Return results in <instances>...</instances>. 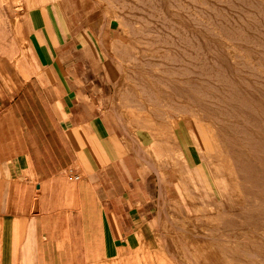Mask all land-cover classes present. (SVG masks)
Instances as JSON below:
<instances>
[{
	"label": "crops",
	"instance_id": "crops-1",
	"mask_svg": "<svg viewBox=\"0 0 264 264\" xmlns=\"http://www.w3.org/2000/svg\"><path fill=\"white\" fill-rule=\"evenodd\" d=\"M118 31L87 0H0V264H231L230 185L134 107Z\"/></svg>",
	"mask_w": 264,
	"mask_h": 264
},
{
	"label": "rangeland",
	"instance_id": "rangeland-1",
	"mask_svg": "<svg viewBox=\"0 0 264 264\" xmlns=\"http://www.w3.org/2000/svg\"><path fill=\"white\" fill-rule=\"evenodd\" d=\"M87 1L89 2L90 13L96 12L97 23L108 22L118 25L119 31L115 33V36L122 41V45L127 46L121 49L125 52L122 57L126 56V63L122 64V69L124 71H132V96L136 98V102L133 103L135 104L134 107L153 106L168 115L170 119L178 118L180 122H184L191 132L192 129H195V136L200 143L202 153L201 166L209 175V179L207 178L206 182L230 185L226 188L229 190L228 192L218 193V196L221 199L226 198L230 201L232 213L234 216L239 217L242 230L240 235L234 237L231 241L232 248L228 252H232V255L227 256L228 260H232L231 264H264V58L262 59L264 57V0H244V2L243 0H231L230 3V0ZM252 1L255 3H251ZM190 13L193 15H190ZM182 27L190 29L189 31L193 30V38L201 42L192 47L185 46L182 48L178 44L180 42L179 39L181 40L179 36L181 37ZM194 28L197 30L195 31ZM242 28L244 31L241 30ZM204 32L207 33L203 34ZM217 38L218 40H216ZM169 41L170 43L168 44L167 42ZM217 45L219 51L222 50L225 53L233 48L240 50L244 47L250 51L249 54L243 55L237 61L228 58V61L221 63L223 60L220 61L217 58L219 54ZM182 51H184V60L181 58ZM253 51L257 58L252 54L254 53ZM257 51H259V55ZM193 55L195 57H192V60L195 58V61L188 63L189 57L191 59ZM128 56H131V58L128 59ZM251 61L253 65L249 63ZM260 61L262 64H260ZM195 62L197 64L200 63L201 67L203 66L201 72L204 73L200 74L199 77L195 74L191 75L193 74V69L195 70L194 72L197 70L198 65ZM182 63H186L183 65V69L181 68ZM192 64L193 66H191ZM169 65L172 67H169ZM186 65L189 69L185 72ZM204 67H206L205 70ZM183 72L187 73V75L183 74ZM208 72L213 75H208ZM225 72H227L228 76ZM230 79L236 81V84H240L236 88L237 100L229 99V91L233 92V89L229 88L226 81L229 82ZM193 83V86L197 85L196 88L198 89L191 88ZM214 89H217V91H214ZM222 92L226 93L222 94ZM213 98H215L216 103L217 101L221 102H218L221 106V111L216 114H213V111L208 112L212 109ZM201 101H203L204 105L200 104ZM208 105H210L211 109L207 108ZM203 106H206V108ZM203 108L204 112L201 110ZM230 124L231 126H228ZM232 124L233 126L235 125V128ZM210 169L211 172L209 171Z\"/></svg>",
	"mask_w": 264,
	"mask_h": 264
},
{
	"label": "bare ground",
	"instance_id": "bare-ground-1",
	"mask_svg": "<svg viewBox=\"0 0 264 264\" xmlns=\"http://www.w3.org/2000/svg\"><path fill=\"white\" fill-rule=\"evenodd\" d=\"M171 1V0H170ZM173 1V0H172ZM227 1H229V0H227ZM259 1V0H258ZM160 2V1H159ZM158 2V3H159ZM167 2V1H166ZM199 2V1H198ZM226 2V1H225ZM231 2V0L229 1V3ZM241 2V1H240ZM243 2H244V0H243ZM254 1H252L251 3H253ZM168 3V2H167ZM250 3V2H249ZM249 3H248V5H249ZM255 3V2H254ZM145 4H147V3H145ZM161 4V3H160ZM163 4V3H162ZM186 4V3H185ZM232 4V3H231ZM235 4V3H234ZM240 4V3H239ZM263 4V3H262ZM261 4V5H262ZM166 5V4H165ZM172 5V4H171ZM174 5V4H173ZM178 5V4H177ZM264 5V4H263ZM262 5V6H263ZM134 6V5H133ZM132 6V7H133ZM139 6V5H138ZM148 6V5H147ZM161 6V5H160ZM164 6V5H163ZM184 6V5H183ZM189 6V5H188ZM191 6H192V4H191ZM251 6V5H250ZM150 7V6H149ZM224 7V6H223ZM239 7V6H238ZM252 7H253V4H252ZM157 8V7H156ZM162 8V7H161ZM167 8V7H166ZM172 8H173V6H172ZM192 8H193V6H192ZM196 8V7H195ZM227 8H228V6H227ZM147 9V8H146ZM153 9V8H152ZM184 9V8H183ZM186 9V8H185ZM225 9V8H224ZM236 9V8H235ZM134 10V9H133ZM150 10V9H149ZM148 10V11H149ZM163 10H164V8H163ZM166 10V9H165ZM169 10V9H168ZM171 10V9H170ZM259 10V9H258ZM146 11V10H145ZM167 11V10H166ZM172 11V10H171ZM181 11V10H180ZM195 11V10H194ZM227 11V10H226ZM251 11V10H250ZM173 12V11H172ZM178 12V11H177ZM189 12V11H188ZM229 12V11H228ZM237 12V11H236ZM136 13H137V11H136ZM176 13V12H175ZM186 14H187V12H185ZM192 13V12H191ZM190 13V15H193V14H191ZM195 13V12H194ZM197 13V12H196ZM201 13V12H200ZM214 13V12H213ZM224 13V12H223ZM232 13V12H231ZM230 13V14H231ZM244 13V12H243ZM210 14V13H209ZM241 14H242V12H241ZM138 15H139V13H138ZM144 15L146 16V14L144 13ZM178 15V14H177ZM189 15V14H188ZM189 15V16H190ZM197 15H199V14H197ZM201 15V14H200ZM199 15V16H200ZM211 15H213V14H211ZM254 15V14H253ZM256 15H257V13H256ZM260 15H261V13H260ZM167 16H169V15H167ZM196 16V15H195ZM231 16V15H230ZM240 16V15H239ZM248 16V15H247ZM262 16V15H261ZM260 16V17H261ZM152 17V16H151ZM190 17H192V16H190ZM204 17V16H203ZM213 17V16H212ZM243 17H246V16H243ZM170 18H172V17H170ZM174 18V17H173ZM215 18V17H214ZM214 18H213V20H214ZM233 18V17H232ZM236 18V17H235ZM194 19V18H193ZM192 19V20H193ZM195 19H197V18H195ZM201 19V18H200ZM203 19V18H202ZM264 19V18H263ZM166 20V19H165ZM210 20V19H209ZM212 20V19H211ZM152 21V20H151ZM174 21H175V19H174ZM263 21V20H262ZM169 22V21H168ZM191 22V21H190ZM205 22V21H204ZM207 22V21H206ZM211 22V21H210ZM217 22V21H216ZM219 22H220V20H219ZM228 22V21H227ZM171 23H172V20H171ZM170 23V24H171ZM179 23V22H178ZM185 23V22H184ZM198 23V22H197ZM213 23H215V22H213ZM238 23V22H237ZM262 23V22H261ZM264 23V22H263ZM174 24V23H173ZM187 24H189V23H187ZM190 24H192V23H190ZM194 24H195V22H194ZM207 24H209V23H207ZM221 24V23H220ZM219 24V25H220ZM247 24V23H246ZM172 25V24H171ZM180 25V24H179ZM182 25H184L183 23H182ZM186 25V24H185ZM210 25V24H209ZM230 25V24H229ZM251 25V24H250ZM253 25V24H252ZM195 26V25H194ZM204 26V25H203ZM208 26V25H207ZM212 26V25H211ZM216 26V25H215ZM231 26V25H230ZM235 26V25H234ZM239 26V25H238ZM170 27V26H169ZM192 27H193V25H192ZM254 27V26H253ZM178 28V27H177ZM189 28V27H188ZM202 28H204V27H202ZM206 28V27H205ZM208 28V27H207ZM214 28V27H213ZM212 28V29H213ZM217 28V27H216ZM234 28V27H233ZM239 28H241V27H239ZM163 29V28H162ZM166 29V28H165ZM171 29H173L172 27H171ZM179 29V28H178ZM195 29V28H194ZM200 29V28H199ZM198 29V30H199ZM218 29V28H217ZM222 29V28H221ZM237 29H238V27H237ZM247 29V28H246ZM254 29V28H253ZM182 30V31H181ZM181 37L179 36V38H181V40L179 39V41L180 42H178V44L179 45H181V47L183 48V47H185V46H187V47H192V46H194V45H197V44H199L201 41H198V40H195V38H193V30H191V31H189L188 29H184L183 27L181 28ZM197 29H195V31H196ZM208 30H209V28H208ZM211 30V29H210ZM241 30H243L244 31V29L242 28ZM248 30V29H247ZM246 30V31H247ZM258 30V29H257ZM256 30V31H257ZM262 30V29H261ZM167 31V30H166ZM171 31V30H170ZM175 31V30H174ZM203 31V30H202ZM218 31V30H217ZM255 31V32H256ZM210 32V31H209ZM214 32V31H213ZM234 32V31H233ZM237 32V31H236ZM239 32V31H238ZM207 33V32H206ZM205 32L203 33V34H206ZM216 34H218L217 32H215ZM228 34H229V32H227ZM240 33H242V32H240ZM245 33V32H244ZM259 33V32H258ZM169 34V33H168ZM173 34V33H172ZM219 34H221V33H219ZM223 34V33H222ZM212 35H215V34H212ZM227 35V34H226ZM241 35V34H240ZM178 36V35H177ZM210 36V35H209ZM222 36V35H221ZM230 36V35H229ZM243 36H244V34H243ZM261 36H262V34H261ZM156 37V36H155ZM217 37H218V35H217ZM220 37V36H219ZM226 37H228V36H226ZM242 37V36H241ZM263 37H264V35H263ZM174 38V37H173ZM177 38V37H176ZM216 38V37H215ZM225 38V37H224ZM238 38V37H237ZM198 39V38H197ZM229 39V38H228ZM241 39V38H240ZM251 39V38H250ZM261 39H262V37H261ZM167 40V39H166ZM171 41H172V39H170ZM195 40V41H194ZM200 40V39H199ZM216 40H218V38L216 39ZM231 40V39H230ZM243 40V39H242ZM168 41V40H167ZM176 41V40H175ZM174 41V42H175ZM244 41V40H243ZM263 41V40H262ZM219 42V41H218ZM217 42V43H218ZM257 42V41H256ZM168 44L170 43V41L169 42H167ZM177 43V42H176ZM175 43V44H176ZM215 43V42H214ZM177 44V45H178ZM223 44H225V43H223ZM223 44H221V46H223ZM244 44V43H243ZM242 44V45H243ZM248 44V43H247ZM257 44V43H256ZM261 44V43H260ZM172 45V44H171ZM203 45V44H202ZM216 45V44H215ZM239 45V44H238ZM241 45V46H242ZM207 46V45H206ZM225 46V45H224ZM261 46V45H260ZM172 47V46H171ZM196 47V46H195ZM210 47V46H209ZM211 47H213V46H211ZM250 47V46H249ZM178 48V47H177ZM180 48V47H179ZM197 48V47H196ZM222 48V47H221ZM209 49V48H208ZM217 49H218V45H217ZM182 50H184V49H182ZM188 50V49H187ZM195 50V49H194ZM199 50V49H198ZM215 50V49H214ZM224 50V49H223ZM225 51H226V49H225ZM249 51L250 50H248L246 47H244V48H242V49H240V50H237L236 48H233V49H230V51H226V53L225 52H223L222 50H220L219 51V49L217 50V52L219 53L218 54V57L217 58H219V60L220 61H222L221 63H223L224 61L226 62V61H228L227 59L229 58V59H233L234 61H237V59L239 60V58L240 57H242L243 55H245V54H249ZM251 51H252V49H251ZM183 52V54H182V60H184V51H182ZM198 52V51H197ZM254 52V51H253ZM258 52L259 51H257V54H258ZM189 53H190V51H189ZM189 53H188V56H189ZM200 53V52H199ZM181 54V53H180ZM187 54V53H186ZM191 54V53H190ZM253 55H255V57H256V54H255V52L254 53H252ZM252 54L250 53V55L252 56ZM199 55V54H198ZM206 55V54H205ZM259 55V54H258ZM264 55V54H263ZM168 56V55H167ZM181 56V55H180ZM216 56V55H215ZM192 57H195L194 55L193 56H191V59H190V57H189V62L188 63H191L190 61H195L194 59L192 60ZM250 57V56H249ZM253 57V56H252ZM254 57V58H255ZM262 57V56H261ZM166 58V57H165ZM257 58V57H256ZM255 58V59H256ZM264 57H262V59H263ZM167 59V58H166ZM261 59V60H262ZM188 60V59H187ZM209 60V59H208ZM241 60V59H240ZM247 60V59H246ZM257 60V59H256ZM160 61V60H159ZM176 61V60H175ZM180 61H181V59H180ZM210 61V60H209ZM234 61H233V63H234ZM243 61V60H242ZM184 62V61H183ZM185 62H187V61H185ZM246 62V61H245ZM245 62H244V64H245ZM254 62H256V61H254ZM162 63V62H161ZM196 63V62H195ZM213 63V62H212ZM249 63H251L252 65H253V62L251 61V62H249ZM258 63V62H257ZM159 64V63H158ZM186 63H182V66H181V68L183 69L184 67H183V65H185ZM197 64V63H196ZM195 64V65H196ZM200 64V63H199ZM199 64H197L198 66H197V70H196V72H194L195 70L193 69V71H192V73L193 74H191V75H196V76H198L199 77V75L200 74H202V73H204V72H201V68H203V66L201 67ZM226 64V63H225ZM240 64V63H239ZM256 64V63H255ZM260 64H262L261 63V61H260ZM259 64V65H260ZM229 65V64H228ZM248 65V64H247ZM264 65V64H263ZM176 66V65H175ZM191 66H193V64L191 65ZM221 66H223V65H221ZM230 66V65H229ZM245 66V65H244ZM261 66V65H260ZM160 67V66H159ZM169 67H172V66H170L169 65ZM168 66H167V68H169ZM188 66L186 65V70H184L185 72L187 71V69H189V68H187ZM200 67V68H199ZM240 67V66H239ZM255 67V66H254ZM262 67V66H261ZM165 68H166V66H165ZM180 68V69H181ZM205 68L206 67H204V70H205ZM225 68V67H224ZM256 68V67H255ZM264 68V67H263ZM262 68V69H263ZM246 69V68H245ZM251 69H252V67H251ZM171 70V69H170ZM211 70V69H210ZM241 70H243V69H241ZM247 70V69H246ZM167 71V70H166ZM174 71V70H173ZM183 71V70H182ZM181 71V72H182ZM224 71V70H223ZM226 71H228V70H226ZM164 72V71H163ZM176 72V71H175ZM185 72H183V74L185 73ZM231 72V71H230ZM234 72H235V70H234ZM242 72H244V71H242ZM260 71H259V69H258V73H259ZM166 73V72H165ZM189 73H191V72H189ZM214 73V72H213ZM251 73V72H250ZM153 74V73H152ZM182 74V73H181ZM207 74V73H206ZM210 74V72H208V75ZM225 74H227V72H225ZM230 74H232V73H230ZM247 74V73H246ZM261 74H262V72H261ZM260 74V75H261ZM264 74V73H263ZM185 75H187V73H185ZM205 75V74H204ZM213 75V74H212ZM211 74H210V76H212ZM240 75V74H239ZM182 76V75H181ZM227 76H228V74H227ZM215 77V76H214ZM213 77V78H214ZM254 77V76H253ZM154 78V77H153ZM239 78V77H238ZM165 79V78H164ZM200 79V78H199ZM220 79V78H219ZM224 79V78H223ZM211 80V79H210ZM226 80V79H225ZM224 80V81H225ZM247 80V79H246ZM252 80V79H251ZM186 81V80H185ZM202 81V80H201ZM168 82V81H167ZM236 81H234L233 79L231 80H229V82L228 81H226V83H227V85L229 86V88H232L233 89V92L232 91H229V96H230V98L229 99H234V100H237V96H236V94H237V92H236V88H237V85L239 84V83H235ZM165 83V82H164ZM216 83V82H215ZM226 83H225V85H226ZM261 84H263V83H261ZM194 85V83L192 84V86ZM240 85V84H239ZM167 86V85H166ZM141 87V86H140ZM197 87V85L196 86H193V87H191V88H196ZM211 87V86H210ZM188 88V87H187ZM202 88V87H201ZM200 88V89H201ZM174 89V88H173ZM196 89H198V88H196ZM195 89V90H196ZM223 89H224V87H223ZM185 90V89H184ZM188 91H189V89H187ZM194 90V91H195ZM202 90V89H201ZM213 90V89H212ZM225 90V89H224ZM224 90H222V91H224ZM196 91H198V90H196ZM195 91V92H196ZM204 91V90H203ZM202 91V92H203ZM214 91H217V89H214ZM185 92V91H184ZM189 92H191V91H189ZM201 92V91H200ZM234 92H236L235 94H233ZM245 92V91H244ZM139 93V92H138ZM188 93V92H187ZM193 93V92H192ZM199 93V92H198ZM216 93V92H215ZM224 93H226V92H224ZM223 92H222V94H224ZM218 94V93H217ZM148 95V94H147ZM188 95V94H187ZM203 95V94H202ZM228 95V94H227ZM199 96H200V94H199ZM250 97V96H249ZM186 98H187V96H186ZM262 98V97H261ZM225 99H227V98H225ZM228 99V100H229ZM231 99V100H232ZM254 99V98H253ZM198 100V99H197ZM219 100V99H218ZM230 100V101H231ZM240 101H241V99H240ZM200 102V101H199ZM205 102V101H204ZM209 102V101H208ZM218 102H220V101H217V103H216V100H215V98H213L212 99V109L210 108V105H208L207 106V108H209V109H211V110H209L208 112H211V111H213L214 113L213 114H216L217 112H219V111H221V106L218 104ZM221 103V102H220ZM226 103V102H225ZM225 103H223V104H225ZM246 103H247V101H246ZM200 104H202V105H204L203 104V101H201V103ZM200 104H199V106H200ZM231 104V103H230ZM241 104V103H240ZM207 105V104H206ZM222 105V104H221ZM226 106V105H225ZM236 106V105H235ZM241 106V105H240ZM248 106V105H247ZM203 107H205L206 108V106H203ZM229 107V106H228ZM239 107V106H238ZM199 108V107H198ZM225 108V107H224ZM200 109V108H199ZM231 109V108H230ZM235 109V108H234ZM248 109V108H247ZM203 112H204V108L203 109H201ZM200 111V110H199ZM223 114V113H222ZM226 114V113H225ZM263 114V113H262ZM261 114V115H262ZM224 115V114H223ZM240 115V114H239ZM264 115V114H263ZM229 116H230V113H229ZM228 116V117H229ZM244 117V116H243ZM244 119V118H243ZM263 119V118H262ZM223 120H225V119H223ZM228 120V119H227ZM216 121H217V119H216ZM221 122V121H220ZM227 122V121H226ZM229 122V121H228ZM224 123V122H223ZM231 123V122H230ZM225 124V123H224ZM227 124V123H226ZM234 124V123H233ZM233 124H232V126H233ZM237 125V124H236ZM228 126H231V124L230 125H228ZM227 126V127H228ZM235 126V125H234ZM233 126V127H234ZM239 126V125H238ZM233 127H232V129H233ZM229 128V127H228ZM235 128V127H234ZM237 128V127H236ZM230 130H231V127H230ZM235 132H236V130H235ZM244 133V132H243ZM246 134V133H245ZM246 137V136H245ZM230 139H231V137H229ZM226 139V138H225ZM228 141H230L229 139H228ZM232 142V141H231ZM260 143H261V141H259ZM233 143V142H232ZM228 144V143H227ZM262 146V145H261ZM250 167V166H249ZM237 169V168H236Z\"/></svg>",
	"mask_w": 264,
	"mask_h": 264
},
{
	"label": "built area",
	"instance_id": "built-area-1",
	"mask_svg": "<svg viewBox=\"0 0 264 264\" xmlns=\"http://www.w3.org/2000/svg\"><path fill=\"white\" fill-rule=\"evenodd\" d=\"M66 176L71 180H79L80 176L72 172H67Z\"/></svg>",
	"mask_w": 264,
	"mask_h": 264
}]
</instances>
